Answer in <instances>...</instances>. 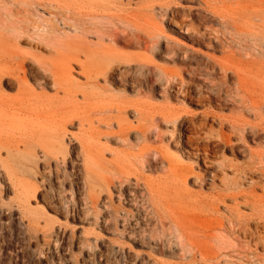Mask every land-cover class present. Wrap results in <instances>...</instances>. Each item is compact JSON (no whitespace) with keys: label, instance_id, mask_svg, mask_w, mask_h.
<instances>
[{"label":"bare ground","instance_id":"6f19581e","mask_svg":"<svg viewBox=\"0 0 264 264\" xmlns=\"http://www.w3.org/2000/svg\"><path fill=\"white\" fill-rule=\"evenodd\" d=\"M41 1L0 0L3 213L16 211L29 240L49 248L56 246L61 229L72 222L82 229L77 244L88 243L91 235L98 241L95 229L109 220L129 226L135 215L124 204L132 207L145 201L154 212L172 218L175 200L184 196L186 183L190 179L199 182L201 176L193 166L184 164L182 152L174 155L168 151L169 145L155 148L147 144L153 132L160 142L166 141L157 119L147 112V101L129 100L117 93L119 86L130 85L135 88V95L148 100L153 97L156 73L150 58L126 53L124 49L136 44L152 51L157 48V41L149 45L145 40L141 45L140 40L132 41L136 35L118 30L119 24L137 23L144 14L123 10L112 0H50L63 3L68 11V16L61 17L58 23L51 18L53 12H39ZM200 2L210 19L231 23L238 34L252 37L255 48L264 52L263 30L251 31L244 24L264 23V0ZM256 63L251 60L247 63L249 70L234 71L247 94H254L257 84L264 88V82H255L250 74ZM164 81L178 90L183 86L178 80ZM251 107L256 109L253 103ZM130 110L132 118L128 116ZM159 116L158 121L168 126L174 114L164 109ZM179 118L174 122L179 123ZM236 123L241 140L245 141L247 128ZM249 130L256 138L260 132L264 134L263 128ZM225 140L230 143L229 138ZM189 142L187 138L184 143ZM112 144L123 148H112ZM189 146L196 151L193 156L204 163L207 150L200 154L197 148ZM248 159L246 166L236 167L232 178L224 180L231 192L216 194L210 202L214 212H219L222 205L230 216L229 226L220 229L224 232L217 237L205 236L216 238L219 246L227 244L225 231L250 237L240 207L251 205L256 223L264 226V189L262 195H257L258 183L252 178L264 181V153L248 148ZM158 161L163 164L165 176H146ZM244 179H249L248 191L240 190ZM227 200L231 206L226 205ZM172 221L180 246H184L182 224L176 217ZM85 223L95 229L86 230ZM208 243L203 242L201 247L190 244L189 253L208 260ZM249 244L263 248L264 237L253 235ZM88 259L91 260L90 255Z\"/></svg>","mask_w":264,"mask_h":264},{"label":"rangeland","instance_id":"374dc122","mask_svg":"<svg viewBox=\"0 0 264 264\" xmlns=\"http://www.w3.org/2000/svg\"><path fill=\"white\" fill-rule=\"evenodd\" d=\"M112 1L123 10H139L144 14L137 23L119 24L120 33L136 35L132 41L140 40L141 45L145 40L149 45L157 41L158 45L152 51L136 44L124 49L126 53L150 58L156 73L153 97L148 100L135 95V88L130 85L119 86L117 93L129 100L147 101V112L157 119L160 134L166 136V141L160 142L153 132L147 144L155 148L169 145L168 151L174 155L182 152L184 164L193 166L201 179L199 182L190 179L186 183L184 196L175 200L172 218L169 214L154 212L145 201L132 207L124 204L135 215L129 226H120L109 220L98 230L85 223L86 230H96L98 241L91 235L88 243L77 244L76 238L82 229L72 222L61 229L54 248L35 245L29 240L17 212L12 210L4 214V207L0 205V264H264V247L256 249L249 244L253 235L264 237V226L256 223L249 204L245 205L246 208L240 207L239 212L245 216V231L250 237H238L225 231V246H219L214 237H205H217L224 232L220 230L222 226H229L230 216L224 206L214 212L210 205L212 199L216 194L231 192L226 189L225 182L232 178L236 167H244L250 161L248 148L264 153V134L260 132L256 138L249 130L250 127L264 129V88L257 84L255 93L247 94L235 73V68L249 70L251 67L247 63L255 60L257 63L250 74L255 82H264V52L255 48L252 37L238 34L231 23L210 19L200 0ZM41 3L39 12L46 15L53 12L51 18L58 23L68 13L63 3L50 0ZM244 24L251 31L260 28L264 35V23ZM165 78L181 81L183 86L178 90L173 84L167 85ZM141 92H145L144 89ZM252 103L256 109H252ZM164 109L174 114L168 126L162 120L158 121L159 111ZM128 114L132 118L131 110ZM178 117L179 123H175L174 119ZM236 122L247 128L245 141L241 140ZM173 128L175 132L172 133ZM185 137L200 154L207 150L204 163L193 156L196 151L184 143ZM226 138L230 139L229 144H226ZM111 146L123 148L119 144ZM162 167L158 161L146 176L163 178ZM207 172L216 175L209 176ZM252 178L258 183L255 193L262 195L263 178ZM243 183L240 190H250L249 179H244ZM0 192L5 197L3 185H0ZM231 204L226 201L227 206ZM174 217L184 229V246H180L172 221ZM205 241L209 242V259L204 261L198 254L191 256L190 244L201 247Z\"/></svg>","mask_w":264,"mask_h":264}]
</instances>
